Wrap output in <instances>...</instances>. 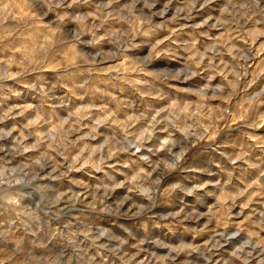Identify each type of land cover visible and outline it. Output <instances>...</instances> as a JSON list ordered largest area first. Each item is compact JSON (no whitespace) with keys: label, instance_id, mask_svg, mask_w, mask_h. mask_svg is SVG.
<instances>
[{"label":"rangeland","instance_id":"1","mask_svg":"<svg viewBox=\"0 0 264 264\" xmlns=\"http://www.w3.org/2000/svg\"><path fill=\"white\" fill-rule=\"evenodd\" d=\"M0 264H264V0H0Z\"/></svg>","mask_w":264,"mask_h":264}]
</instances>
